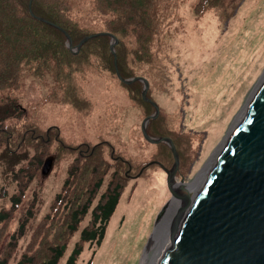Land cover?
I'll return each mask as SVG.
<instances>
[{
  "label": "rangeland",
  "instance_id": "rangeland-1",
  "mask_svg": "<svg viewBox=\"0 0 264 264\" xmlns=\"http://www.w3.org/2000/svg\"><path fill=\"white\" fill-rule=\"evenodd\" d=\"M76 6L73 11H79L77 14L85 11L78 16L81 24L88 25L80 40L109 34L105 31L106 17L94 12L90 0H79ZM158 14L160 23L153 32L142 27L137 37H119L117 56L121 60L118 64L116 60V70L113 57L107 56L100 40H92L83 48L81 45L79 52L75 43L71 49H57L58 58L53 57L46 65H23L18 81L0 89V108L6 106L19 115L10 126L0 127V210H11L10 217L0 223V257L7 256L8 264H17L33 244L39 246L37 251L42 256L49 242L59 237L65 222L62 210L50 224L60 226L55 231L45 227V216L70 168L79 179L89 180L86 167L90 159L85 158L84 151L90 153L96 145L101 152L105 150L104 159L111 165L96 200L105 191L113 171L120 172L124 188L101 243L81 242L83 249L76 264L143 262L155 226L174 201L167 186V172L161 165L172 169L175 158L168 141L152 143L144 139L141 123L155 113V108L143 97L141 81L126 83L119 79L117 65L123 66L126 78L147 79L146 96L160 107L147 132L153 138L172 140L179 159L174 178L178 182L190 181L204 167L214 149L229 137L255 94L264 74V0H159ZM66 37L72 41L70 35ZM225 37V47H218ZM243 38L245 41L237 47ZM242 50L254 51L245 58ZM209 57L214 59L208 60ZM217 64L219 68L226 66L224 73L228 70L226 78L239 100L234 99L237 105L233 107L232 98L224 103L226 111L218 116L224 119V125L202 157L215 117L199 124L186 109L198 102L195 94L205 87L202 75L210 86L206 73L216 70ZM186 119L190 124L184 126ZM116 134L120 137L114 141ZM107 149H114L113 159ZM158 170L166 174L167 188L152 177ZM29 176L33 179L28 180ZM72 182L78 187L84 185L73 176ZM152 187L157 190L154 200L149 199L155 191ZM14 198L20 199L16 206ZM151 206L154 208L148 216ZM90 220L89 212L78 230L68 237L67 250L59 264H65ZM23 222L24 234L13 239ZM44 241L48 244L44 245Z\"/></svg>",
  "mask_w": 264,
  "mask_h": 264
},
{
  "label": "trees",
  "instance_id": "trees-1",
  "mask_svg": "<svg viewBox=\"0 0 264 264\" xmlns=\"http://www.w3.org/2000/svg\"><path fill=\"white\" fill-rule=\"evenodd\" d=\"M78 1L0 0V89L11 87L18 81L23 65L28 68L39 63L46 65L52 62L53 57L57 59V49L68 46L67 34L71 36L75 46L79 44L81 34L86 33L88 25L81 24V18L78 17L79 14H85L84 10L78 14L76 12L79 11H73ZM158 1L90 0V4L94 12L106 17L104 21L107 30L105 31L113 33L118 38V44L119 37L131 34L137 37L139 28L144 27L148 32H153L158 28L160 23ZM151 15L154 18L149 19ZM91 34L93 33L88 35ZM92 40H100L107 56L109 57L110 54L113 57L111 62L116 70L115 57L110 48L113 40L110 34L102 33L91 36L81 47L83 48ZM144 43L146 42L144 41ZM117 44L114 49L118 64L121 59L117 56ZM123 60L126 61V59ZM57 63L60 64V62ZM117 67L124 77L123 66L117 65ZM74 102H76L75 99ZM16 114L14 110L6 106L0 108V127L10 126L11 121L19 118V115ZM84 153L86 154L85 158L90 159L87 162L88 167H86L89 172V180L79 179L78 174L70 168L62 189L55 195L50 210L45 216L47 220L45 227L51 229L50 232L55 231L60 226L50 224L56 219L58 211L62 210L65 222L61 226L59 237L50 241L49 244L44 241V245H48L42 256L37 251L39 246L33 244L23 253L22 259L17 264H59L67 250L68 237L78 230L82 218L89 212L91 213L90 223L82 229L80 241L76 243L65 264H76L83 249L81 242L90 241L98 245L101 243L106 227L120 201L124 182L119 176L120 172L113 171L105 191L96 200V193L102 187L103 178L109 173L111 165H108L107 159H104L105 150L101 152L98 145L93 146L90 153L89 151H84ZM106 153L113 159L114 149H107ZM72 176L76 181H83L84 185L78 187V183L72 182ZM32 179L33 177L29 176L28 180ZM94 179L95 181H93ZM73 186L75 187L73 188ZM74 189L76 191H73ZM12 202L13 206H16L20 203V199L14 198ZM8 210H0V223L10 217L11 210ZM25 227L26 223H21L18 236L16 237L14 234L12 238L19 239L24 234ZM41 239L42 236L38 238V242ZM0 264H8V257H0Z\"/></svg>",
  "mask_w": 264,
  "mask_h": 264
},
{
  "label": "water",
  "instance_id": "water-1",
  "mask_svg": "<svg viewBox=\"0 0 264 264\" xmlns=\"http://www.w3.org/2000/svg\"><path fill=\"white\" fill-rule=\"evenodd\" d=\"M110 36L115 55L118 38ZM89 37L81 39L77 47ZM68 41L71 45L69 37ZM117 75L126 83H144L143 97L152 103L155 113L143 119V135L152 143L168 141L174 153L173 168L161 167L167 172L172 198L182 201L181 218L158 264H264V78L197 193L181 197L179 192L186 187H173L179 159L172 140L153 138L147 132L149 121L160 112L159 105L146 96L147 79L124 78L118 69Z\"/></svg>",
  "mask_w": 264,
  "mask_h": 264
},
{
  "label": "bare ground",
  "instance_id": "bare-ground-1",
  "mask_svg": "<svg viewBox=\"0 0 264 264\" xmlns=\"http://www.w3.org/2000/svg\"><path fill=\"white\" fill-rule=\"evenodd\" d=\"M264 24V20H263ZM200 30L202 29L201 27L199 28ZM195 31L198 32V29L195 28ZM227 38L223 39V42L218 44V47H225ZM68 41V38H67ZM210 41H214V39H210ZM245 41V38H243L240 42L237 43V47L241 45ZM68 47L73 48V43L71 42V45L69 44V41L67 42ZM78 49V52L81 50L77 46H75ZM254 50H242L241 55L245 58H247ZM214 57H209L208 60H212ZM217 69L214 70L213 68L206 73L208 82L210 83V86L206 85V79L205 76H201V83L205 86L204 88L199 89V92L195 94V96H198V102L197 103H192L190 106L187 105L186 112L191 111L194 114L195 120L199 124H203L204 120H207L209 118H212V126L210 128V134L207 137V140L204 141L203 144V149H202V154L204 157L205 152L210 149L211 145L213 142L216 140L218 137L222 126L224 125V119H221L220 115H222L223 110L226 111V100L228 98L233 99V106L237 105L234 102L235 100H239L238 97H234L236 94L233 93L231 84H229V78H226V75L228 73V70H224L226 68L225 65L220 66L217 64ZM205 68L203 69V71ZM224 73V74H223ZM263 77L259 80L258 84L262 81ZM257 84V85H258ZM254 96V95H253ZM252 96V98H253ZM250 98V100L252 99ZM249 103V102H248ZM248 104L246 105L245 109L243 112L240 114V118L236 121L235 125L240 121L242 115L246 112L248 109ZM227 115V112L225 113L224 116ZM187 123H184V126H187V124H190L188 119H186ZM193 125H195L193 123ZM234 125V127H235ZM233 127V128H234ZM141 128V127H140ZM122 130L119 128V133ZM141 132L143 135V131L141 128ZM94 133V132H93ZM144 136V135H143ZM114 137V141L118 140L120 135L116 134ZM145 139V137H144ZM228 140V137H225L223 139V143L225 144L226 141ZM220 144V146H217L214 149V152L212 153L209 161H207L202 169H200L196 174H194L193 179L186 183H182L181 181H176L174 180L173 187L177 190L183 186L186 187V189H181V193L183 196H188L190 195H195L202 185L204 179L207 177L209 174L210 170L212 169L213 165L215 164L218 156L220 155L221 148L223 147L224 144ZM213 150V149H212ZM211 150V151H212ZM201 157V158H202ZM166 174L161 170L153 172L152 177L154 179H157V183H161L162 185L165 184L166 182ZM183 184V185H182ZM168 186V185H167ZM165 184V188H167ZM154 190L155 188L152 187ZM157 190L152 193H150V200H154V193ZM181 195V196H182ZM157 198V197H155ZM157 200V199H156ZM153 206L150 207L149 215H151L153 211ZM182 209V201L180 198L174 199V201L169 205L167 208V211L165 212L163 218L158 222V224L155 226V229L150 237V241L147 245L145 255L143 257V262L141 264H158L161 258L163 257V254L165 252V249L168 247L170 244V239L172 238L174 230H176V223L180 221V211ZM173 220V225H171V221ZM138 226V225H137ZM119 248H122L119 246ZM118 254V252H117Z\"/></svg>",
  "mask_w": 264,
  "mask_h": 264
}]
</instances>
